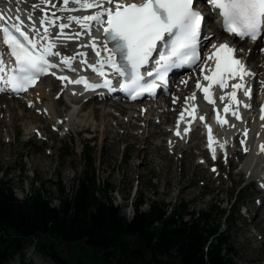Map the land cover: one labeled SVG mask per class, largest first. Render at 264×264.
<instances>
[{
	"label": "rangeland",
	"instance_id": "rangeland-1",
	"mask_svg": "<svg viewBox=\"0 0 264 264\" xmlns=\"http://www.w3.org/2000/svg\"><path fill=\"white\" fill-rule=\"evenodd\" d=\"M263 49L264 47L261 45L258 47V51L264 54ZM258 61L259 59L256 60V62ZM50 84L47 82L44 86L48 85L50 94L56 95L60 90L59 84L53 81L55 88ZM61 97L64 100L62 106L65 107L67 105L66 97L64 94ZM0 102V116H2L0 117V183H7L20 200H23L28 194L40 191L52 201L53 207L58 209L59 201L63 198L71 200L72 194L89 176L96 180L102 190H107V185L111 187L108 195L113 198L114 205L129 220L134 218L136 211L135 204L131 206L130 202L135 203L138 198L139 202L146 204L140 209V212L143 213L149 211L154 203H159L162 207L165 206L169 212L175 210L180 204H188L184 218V222L187 223H191L201 212L214 211L213 224H220L222 231L225 232L224 239L231 251L230 264H264V232L260 231L264 230L263 218L261 217L256 224L254 223L256 228H253V223H251L255 215L262 214V210L264 211L263 208L261 211L257 210L263 202V197L260 196L259 182H255L253 179L249 180L245 173L241 175L244 153L234 156L232 161L236 165H229V161L226 159L220 161L222 171L219 174L224 182L223 187L222 184L218 185L219 181H216L219 174L216 170L213 171L215 167L210 168L202 164L207 168V171L195 169L204 159L203 157L195 156L191 163L188 161L191 158L186 160L184 174L180 175L174 163L177 161V157H174L173 161L168 155H163L157 150V147L160 149L163 145L158 146L159 144H155L152 139L151 141L155 145H149L147 151L142 152V148L145 146L144 138L134 136L137 132L133 134V130L129 133L133 137L128 135L127 140L121 136L122 140L118 139L114 143V139L108 136L107 141L101 145L102 130L99 127L98 130L90 128L91 130L89 129L88 132L79 133L78 137L76 133H72L65 138H63V134L58 133L59 131L54 130L55 127H51V131H55L53 139L50 131L27 135L26 127L34 123V120H30V124H23V120L18 119L16 130L9 126L6 128L4 127L6 123L10 125V114H17V112L9 111L10 113L7 114L5 110L7 103L2 100ZM92 103H96V101ZM19 106L22 108L21 105ZM90 108L94 107L90 106ZM113 110L117 109L110 108V111ZM19 117L22 118L20 115ZM22 124L26 126H22ZM112 124L114 125L115 122ZM119 127H121V135L122 131L127 133L130 131L125 125ZM93 133L97 135L94 140L91 139ZM197 137H201L204 144V136L200 134H196L190 144H196L199 141ZM77 138L81 139L80 142L79 140L77 142ZM47 139L50 140L47 141ZM237 149L239 147L234 145L229 154L234 155ZM137 152H141V157L137 156ZM167 152L172 154L173 149H169ZM88 153L90 160L86 159ZM143 158L144 166L142 165ZM216 166L218 167V164ZM230 173L234 175L232 180L228 178ZM61 181L63 184L60 183ZM60 187L64 188L63 195ZM219 187L228 192L230 190V192L227 195L220 194ZM178 190H180V194ZM227 199H229L228 203ZM247 208L250 209V213L246 217ZM251 229L260 233V235H255L256 240L249 239V236H252L251 233H243L248 240L242 237L243 230ZM56 245L59 248V254L67 260L70 259L71 254L77 252L74 245L59 242H56ZM24 259L27 264H53L48 257L41 253L36 244L28 246L24 252ZM21 261L22 258H17L12 264H19Z\"/></svg>",
	"mask_w": 264,
	"mask_h": 264
},
{
	"label": "snow or ice",
	"instance_id": "snow-or-ice-1",
	"mask_svg": "<svg viewBox=\"0 0 264 264\" xmlns=\"http://www.w3.org/2000/svg\"><path fill=\"white\" fill-rule=\"evenodd\" d=\"M196 0H63L60 12L72 13L76 11L96 9L93 14L66 17L57 16L52 12L51 16L44 11L43 6L51 4V0H40L43 16L39 19V26L34 22L25 30L24 21L19 16L20 22L13 24V31L8 27L0 28V43L7 46L10 56L14 60V66L6 67L4 60L0 59V83L10 87L13 91H24L29 86H34L39 76L49 74L51 69L60 65L51 63L49 57H59L60 53L54 51L56 41L61 39H79L82 34L90 35L93 27L102 30V37H91L90 43L81 45L92 50L97 58L95 63H88L85 53H79L81 62L102 78V83H90L84 77L74 80L66 76L58 79L67 81L69 84L83 85L85 90L112 87L111 76L124 79L120 88L129 92L132 99H136L143 93H154L155 90L165 82L168 72L174 68L191 66L201 61L198 45L205 17L194 8ZM207 2L218 11L222 18V27L229 34L240 39L256 40L264 29V0H207ZM75 5L70 7L69 5ZM33 5V10L36 8ZM28 20H32L31 10ZM5 19L0 14V21ZM77 25L81 31L67 34L65 29ZM42 28V31H41ZM59 31L53 38L52 29ZM22 38V39H21ZM210 39V37H205ZM216 51L206 59L215 58V69L211 75H204V80L211 81L208 87H203L197 82L198 90L203 91L204 99L214 103L210 88L213 84L221 89L227 87L228 79H239L241 83L231 85L230 97L234 108L225 105L224 113L230 114L235 119H242L239 115V107L245 108L250 105H242L237 98V92L243 91L250 98V89L246 88L243 79L251 75L243 62L236 57V50L227 44L212 46ZM155 54V55H154ZM74 57H62L60 64L72 68ZM154 64L149 69L148 65ZM141 69L146 71L142 73ZM204 67L201 68L203 72ZM55 75V72L51 73ZM146 77L152 78L150 81ZM0 90H4L0 88ZM186 99L194 100L195 94ZM220 99L223 101L224 96ZM195 110V109H194ZM264 113V109H262ZM184 112L180 119L183 120ZM261 119L264 120V114ZM200 120H204L201 116ZM217 122L226 124L227 120L217 114ZM179 125V121H178ZM234 127V125H232ZM209 148H212L213 138L209 128ZM187 132V129H185ZM180 135V132H176ZM246 135V132H245ZM245 143V141H241ZM264 151V145H261ZM213 158L215 152L213 150ZM215 171V169H213Z\"/></svg>",
	"mask_w": 264,
	"mask_h": 264
},
{
	"label": "trees",
	"instance_id": "trees-1",
	"mask_svg": "<svg viewBox=\"0 0 264 264\" xmlns=\"http://www.w3.org/2000/svg\"><path fill=\"white\" fill-rule=\"evenodd\" d=\"M107 188L87 176L72 199L63 198L57 209L40 191L20 200L1 182L0 264L17 258L27 264L24 252L33 244L53 264H230L231 251L222 226L213 224L214 211L201 212L187 223L188 204L169 212L154 203L143 213L146 204L138 198L130 221ZM56 242L74 245L77 252L67 260Z\"/></svg>",
	"mask_w": 264,
	"mask_h": 264
},
{
	"label": "bare ground",
	"instance_id": "bare-ground-1",
	"mask_svg": "<svg viewBox=\"0 0 264 264\" xmlns=\"http://www.w3.org/2000/svg\"><path fill=\"white\" fill-rule=\"evenodd\" d=\"M52 4L56 5V8L51 7V4L43 6L44 11L48 13L49 16H51L52 12H55L57 16L66 17L67 15H76V16H83L88 14H93L96 9H88V10H82V11H76L72 13H66V12H60L58 9L63 6V0H51ZM33 5H36L37 7L33 10ZM70 7H75V5L70 4ZM31 10L32 14V20H28V13ZM205 10H207L209 14V22H211V25L209 27V30H206V35L210 37V39L206 40V43L210 40L215 42H223L227 41L230 44H235L238 47V55L245 63H247L250 66L249 72L250 73H256L257 78L255 80V94L252 99V108L251 113L248 114L249 118H253L252 121H249L248 124L245 122H235L234 117L228 114V118L230 119V123L228 125V128L230 131L228 133H223L219 135V141L223 142L226 141L227 143L231 144L228 148V154L234 147L233 145L236 144L235 141H232V134L237 133V131H242V140L238 141L239 149L236 150V152L233 154H229L227 161H229V165L233 166L236 165L232 159L234 156L240 154L239 150L242 149L243 145H241V141H245L244 134H249L251 139H249L248 147L249 151L244 154V159L241 164V175L244 173L247 175L249 180H256V181H262L264 182V151H261V145H264V121L257 120L258 115V109L260 108L261 104L264 102V54L260 53L258 51L257 46H253L250 52V56L247 57V50L246 47H249L248 44L244 43L241 40L233 39L232 37H228L224 35L222 32L220 26H218L213 21V14L211 13L210 9L208 7H205ZM44 11H41L40 7V0H0V14H3L5 19L2 22H8L11 20H15L17 23L20 21L16 19L17 16L20 17L21 20L24 21L26 30L30 31L29 26L32 25L34 22L36 23L37 27L39 26V19L43 16ZM28 12V13H27ZM42 31V28H41ZM53 38L55 37L56 33L59 31L56 28H53L52 30ZM77 31H81V29L73 24L71 28L65 29V33L71 34L75 33ZM97 37V34L90 33L88 34H82L80 36L81 38V45H86L90 43L88 41V38L91 39V37ZM68 39H61L59 41H56V48L54 51H58L60 53L59 57H56L57 59H60L62 57H74L77 63L80 64V68L86 67L85 64L81 62L82 58L79 57V53H85L86 56L83 57V59H87L88 62L92 61L93 59V52L89 51L88 47H69L66 45V41ZM264 47V43L262 45ZM257 59H259L258 62H255ZM64 72L63 73H69V70L66 66L63 67ZM198 74H200V70L198 69L196 71ZM50 82L51 86H54L53 81H51L50 78H47L46 81L42 85H38L34 90L29 92L28 94L22 96V97H7L6 95L0 94V101L7 103V108H5L6 113L8 112H17L10 114V125L5 124L4 127H11L13 130H16V121L18 119L23 120V124L29 123L30 120H34V123H29L30 126L26 127L27 135L38 134L40 132H51V138L53 139V136L55 135V131H59L60 135L63 134V138L66 136H70L72 133H76L77 137L79 133L82 132H88V130L91 128L93 130H98V127L101 128V142L100 144L107 141L108 136L112 137L111 139H114V143L118 141V139L122 140L121 136H124V140H127V136L132 134H129L131 130L134 132H137L134 134V136H140L144 138L143 141L145 146L142 148V152L147 151V148L149 145H155L159 144L157 147V150L162 152L163 155H168L170 158L173 159L174 157H177V161L175 163L176 170L179 171L180 175L184 174V164L185 161L188 160L190 163L194 160L195 156H201V157H207V161H210V157L208 156L209 153L206 149V142H202L201 137H197L199 140L196 144L193 145L190 144L188 141V135L187 132H185V129L188 128V126L181 124V121L178 120L177 116L181 112L182 108L184 106H194L196 105V101L185 99L181 104H177L175 100L170 96L169 99H161L154 103H148V104H135V105H127L125 103L116 102V101H102L96 102V103H85L80 107V102L82 101L79 98L73 97V103L68 98L67 90L63 87V85H60L59 92L55 94H50L48 85H45V83ZM196 79L194 77V74L192 76L191 81L188 84V87L186 89L187 92H189L190 97L193 96V91H195ZM49 84V83H48ZM44 86V87H43ZM47 88V90H46ZM55 88V86H54ZM73 91H70L72 93ZM60 93L64 94L67 100V105L64 107L62 106L64 103V100L62 99ZM180 93V88L175 86L173 87V96H177ZM196 98V95H195ZM7 99V100H6ZM96 99V98H95ZM62 101V102H61ZM222 101V100H221ZM1 103V102H0ZM22 108H20V106ZM62 106V108H61ZM92 106L93 109H89V107ZM61 108V109H60ZM81 108V109H80ZM86 108V109H85ZM110 108H116L118 110L110 111ZM174 108V111H171V109ZM143 109H145L143 111ZM222 109H224V105L222 106ZM207 111V110H205ZM9 112V113H10ZM37 113V114H35ZM6 114V115H7ZM247 114V113H246ZM245 114V116H246ZM19 115L22 117L20 118ZM4 116V115H3ZM2 117V116H0ZM7 117V116H6ZM1 120V119H0ZM158 120V121H157ZM100 121V123H99ZM115 122L113 125L112 123ZM22 126H26L23 125ZM28 124V125H29ZM112 124V125H111ZM120 125L127 126L130 131L124 132L121 131L119 127ZM234 125V127L232 126ZM113 126V127H112ZM51 127H55V131H51ZM40 129V130H39ZM90 129V130H91ZM179 131L183 135L182 138H177L174 136V132ZM49 132V134H50ZM93 132V131H92ZM112 133V134H111ZM200 134V133H198ZM95 136L94 138H92ZM61 138V140H63ZM97 135L93 133L91 136V139H96ZM151 139L155 142V144L151 141ZM50 139H47V141ZM79 138H77L78 142ZM81 140V139H80ZM79 140V142H80ZM158 141V143H156ZM81 145V144H80ZM173 149V153L170 154L167 152V150ZM191 151V152H189ZM200 152V153H198ZM141 152H137V156L141 157ZM144 158L142 165L144 166ZM218 164V171H222V166L220 162ZM216 164V165H217ZM142 166V167H143ZM197 170L207 171V168L204 167L202 164H198L196 166ZM179 175V176H180ZM233 173L229 174V179H233ZM182 181V179H180ZM216 181H219V184H222L224 187V182L220 178V174L216 178ZM217 185V186H218ZM220 188V187H219ZM229 190V189H228ZM230 192V190H229ZM226 189L220 188V194L227 195L229 193ZM178 193L180 194V190H178ZM260 196L263 197V202L260 204L259 208L257 210L261 211L262 208L264 209V190L260 191ZM228 200L226 202L228 203ZM223 202V201H222ZM264 211L262 210V214H257L254 217V220L252 225L253 228L258 222V220L262 217L264 222ZM250 213V209H246V217ZM255 223V224H254ZM252 228V229H253ZM242 231V237L246 240V236L243 233H251L252 236H249V239L256 240L255 237L257 234L260 235L259 231ZM261 229V227H260ZM251 231V232H250ZM264 232V230H260ZM256 235V236H255ZM258 235V236H259ZM244 239V240H245ZM259 239V238H257ZM263 239V237H262ZM261 239V240H262Z\"/></svg>",
	"mask_w": 264,
	"mask_h": 264
}]
</instances>
